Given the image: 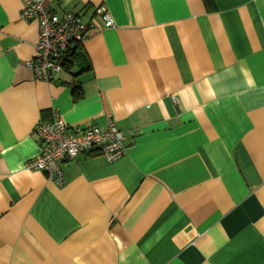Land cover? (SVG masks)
<instances>
[{
	"label": "crops",
	"instance_id": "0c3cea01",
	"mask_svg": "<svg viewBox=\"0 0 264 264\" xmlns=\"http://www.w3.org/2000/svg\"><path fill=\"white\" fill-rule=\"evenodd\" d=\"M212 2L53 0L115 25L48 82L37 20L0 0V264H264V0ZM53 110L113 118L126 154L78 155L63 186L25 168Z\"/></svg>",
	"mask_w": 264,
	"mask_h": 264
},
{
	"label": "built area",
	"instance_id": "2783aa9c",
	"mask_svg": "<svg viewBox=\"0 0 264 264\" xmlns=\"http://www.w3.org/2000/svg\"><path fill=\"white\" fill-rule=\"evenodd\" d=\"M53 0H23V21L37 20L39 34L28 65L38 79L54 82L55 76L69 62L71 47L83 43L93 29L115 25L104 5L95 8L88 22L79 14L65 11L58 14L51 6ZM41 142V152L29 159L25 168L39 170L58 186L65 184L63 165L82 153L102 154L108 161L118 160L126 154L125 134L109 118L104 128L97 125L70 126L57 110L51 119L35 128Z\"/></svg>",
	"mask_w": 264,
	"mask_h": 264
},
{
	"label": "trees",
	"instance_id": "16d2710c",
	"mask_svg": "<svg viewBox=\"0 0 264 264\" xmlns=\"http://www.w3.org/2000/svg\"><path fill=\"white\" fill-rule=\"evenodd\" d=\"M204 2L206 3V5L208 6V7H212V0H204ZM70 55H71V53H70ZM71 60H69V62H70ZM68 62V63H69ZM68 63L65 65V67H67L68 66ZM64 67V68H65ZM74 95H75V98L77 99V98H79V96L81 95V92H80V90H79V88L77 87V88H75V91H74Z\"/></svg>",
	"mask_w": 264,
	"mask_h": 264
}]
</instances>
